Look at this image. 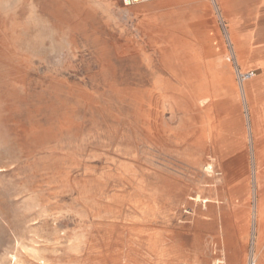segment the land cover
Segmentation results:
<instances>
[{
  "label": "rangeland",
  "instance_id": "1",
  "mask_svg": "<svg viewBox=\"0 0 264 264\" xmlns=\"http://www.w3.org/2000/svg\"><path fill=\"white\" fill-rule=\"evenodd\" d=\"M165 1L0 0V264H264V0ZM217 39L257 75L220 87ZM208 97L240 105L239 154Z\"/></svg>",
  "mask_w": 264,
  "mask_h": 264
},
{
  "label": "crops",
  "instance_id": "2",
  "mask_svg": "<svg viewBox=\"0 0 264 264\" xmlns=\"http://www.w3.org/2000/svg\"><path fill=\"white\" fill-rule=\"evenodd\" d=\"M200 2V3H199ZM222 2V4L225 2V0H222L220 1ZM163 3V2H162ZM161 3V4H162ZM164 3L166 4H171V5H176L178 7H180V9L184 8V7H187L189 8L190 6L192 7H195V8H202L204 9V7H206V10H207V7L208 5H211L210 3H212L213 5H217V0H211V2H209V0H203L202 1H197V0H167L165 1ZM199 3V4H198ZM166 4H162V6H165ZM209 8H211L209 6ZM219 4H218V9H219ZM212 11V10H211ZM209 10H207L206 12H208L207 14H210ZM212 14V13H211ZM205 16V14H204ZM199 22H196L194 23V26L197 27H200V28H205V25L208 26V24L210 25L212 22H213V19H212V15H207V19L206 18H198ZM201 19V21H200ZM207 23V24H206ZM208 38V36L206 37ZM207 40V44H208V40L209 39H206ZM218 40V39H217ZM218 43H219V52H207L209 53L208 56H211L212 55V58H215L216 60H219V64H220V72H219V76L221 78V80L224 78L225 81H219V85L220 87L224 85L223 84H226V78L228 76V66L230 65V62L232 61V59H234L235 61V69H241V64L239 65L237 59H236V56L234 55L233 53V49L231 51H229V49H227L226 45H224L222 42H220L218 40ZM225 65V66H223ZM222 66V67H221ZM222 68H223V71H222ZM226 70V71H225ZM225 75V76H224ZM227 75V76H226ZM224 82V83H223ZM264 82V80H263ZM262 83V82H260ZM261 85V84H260ZM263 87L261 89V91H263L264 89V83H262ZM243 87V85H242ZM260 91V92H261ZM259 92V93H260ZM262 109V111H261ZM264 107L260 108V107H255V113L258 117V121H261V119L264 117ZM241 110V107L239 104H237V101H230L228 103V107L225 109V111L223 112V115H224V123L223 124H220V127H219V141H228V140H233L235 141V143L229 147V151L225 152L224 154L227 156V155H233V154H239L238 152L240 150H243L244 149V144L243 142H245V140L248 138V131H247V125L242 121V130L243 132H239V130L236 129V124L234 122L231 123V127H229V123H228V119H230V121L232 120L233 121V118L237 119V117H239V114H240V111ZM250 115V113H249ZM235 116V117H234ZM234 119V120H235ZM257 121V123H258ZM259 124V123H258ZM250 130V135H251V140H252V143H253V149H254V154H255V141L258 139L259 136H255L253 130H252V121H250V116H249V129ZM240 141H242V145L241 143H239ZM226 146L227 144L225 143L224 146H220V150H222L223 148L226 150ZM242 152V151H241ZM243 155V154H242ZM257 165V164H256Z\"/></svg>",
  "mask_w": 264,
  "mask_h": 264
},
{
  "label": "bare ground",
  "instance_id": "3",
  "mask_svg": "<svg viewBox=\"0 0 264 264\" xmlns=\"http://www.w3.org/2000/svg\"><path fill=\"white\" fill-rule=\"evenodd\" d=\"M128 3V2H127ZM231 26V25H230ZM196 29H197V31H199V27H198V25H197V27H196ZM204 29V28H203ZM200 32V31H199ZM205 35V34H204ZM207 37V36H206ZM231 39L233 40V41H235V40H237V37L236 36H232L231 37ZM257 41V40H256ZM223 66H225V65H223ZM222 67V66H221ZM222 71H223V68H222ZM226 71V70H225ZM225 76V75H224ZM227 76V75H226ZM223 81H225L224 80V78L222 79ZM221 80V81H222ZM227 81V80H226ZM224 83V82H223ZM223 85H225V84H223ZM244 93L247 95V96H249V98H248V100H252L251 98H252V96H254L253 95V92H252V88L249 86V85H244ZM235 94L237 95V90H236V88H235ZM225 97V96H224ZM208 98H210V97H208ZM210 99H212V98H210ZM228 99V98H227ZM227 99H222V98H216V99H212L211 100V105H212V107L213 108H215V109H218V111L219 112H222L224 109H225V107L227 106L228 107V103L230 102V101H232V100H230V98H229V100H227ZM220 130V129H219ZM219 130H218V134H219ZM213 140V139H212ZM217 141V140H216ZM221 143H222V141H220ZM255 148L257 149V151L260 149V151H258V155H259V153L261 154V151L264 149V140L263 141H256L255 142ZM220 151V150H219ZM222 157V156H221ZM214 158V157H213ZM225 158H227V156L225 157ZM231 158V157H230ZM215 159V158H214ZM214 161V160H213ZM262 161H264V156H262L261 157V159H259L258 160V164H259V162H262ZM234 163V161L231 159L230 161L228 160V162H226V165L227 164H233ZM206 164V163H205ZM203 167H204V165H203ZM217 170H218V168H217ZM201 171V170H200ZM205 172L207 173V174H209L214 180H218L219 181V172H217L216 171V169L214 168V166H213V164L211 163V164H208L207 166H206V168H205ZM230 174H228V180H233V179H235V177H237L236 176V174H237V172L236 171H231L230 170ZM248 172V171H247ZM226 174V175H227ZM242 179V178H241ZM227 180V181H228ZM217 181V182H218ZM246 184H245V189H247L248 190V188H249V177L246 179ZM216 183V182H215ZM218 184V183H217ZM220 184V183H219ZM168 185V184H167ZM209 185V184H208ZM227 185V184H226ZM162 187H164V186H162ZM256 187H260L261 188V190L260 191H258V207H259V221H260V224L263 226L264 225V218H263V213H264V170L263 171H258L257 172V174H256ZM213 191V190H212ZM257 191V190H256ZM206 192V191H205ZM204 193V192H203ZM218 193V192H217ZM241 193H243L242 192V190L241 191H236L235 190V188L234 189H232V192H231V194L232 195H234L235 197H238L239 195H241ZM173 194V193H172ZM209 198V197H208ZM208 198H205V197H202L200 194H198V192H197V194L196 195H192V196H190V200L191 201H193V202H196V203H199V202H203V203H207L210 199H208ZM188 212H190V211H188ZM191 213V212H190ZM193 221V220H192ZM239 224H237L236 223V221L235 220H230L229 222H227V223H225V226H224V228H223V231H226L227 232V234H229V236H237V235H239L240 233H242V230H241V228H240V226H238ZM260 233H262V232H260ZM262 235V234H261ZM216 236V235H215ZM261 243V242H260ZM157 244V243H156ZM157 246H158V244H157ZM171 247V246H170ZM186 251V250H185ZM253 263L254 264H256V258L254 257V259H253Z\"/></svg>",
  "mask_w": 264,
  "mask_h": 264
},
{
  "label": "built area",
  "instance_id": "4",
  "mask_svg": "<svg viewBox=\"0 0 264 264\" xmlns=\"http://www.w3.org/2000/svg\"><path fill=\"white\" fill-rule=\"evenodd\" d=\"M135 1H139V0H135ZM236 74H237L238 81L240 83H244V82L254 78L257 75V71L255 69L246 70V71L237 69ZM252 264H254L253 261H252Z\"/></svg>",
  "mask_w": 264,
  "mask_h": 264
}]
</instances>
